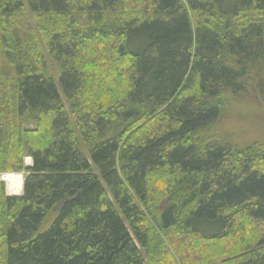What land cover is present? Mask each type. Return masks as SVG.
Instances as JSON below:
<instances>
[{
  "label": "trees",
  "instance_id": "1",
  "mask_svg": "<svg viewBox=\"0 0 264 264\" xmlns=\"http://www.w3.org/2000/svg\"><path fill=\"white\" fill-rule=\"evenodd\" d=\"M246 99L264 0H0V264H264V145L217 129Z\"/></svg>",
  "mask_w": 264,
  "mask_h": 264
},
{
  "label": "rangeland",
  "instance_id": "2",
  "mask_svg": "<svg viewBox=\"0 0 264 264\" xmlns=\"http://www.w3.org/2000/svg\"><path fill=\"white\" fill-rule=\"evenodd\" d=\"M30 15V13H28ZM32 24L34 25V20L30 15ZM47 62V74L54 80V82L59 87V70L57 65L48 57H45ZM59 89V88H58ZM62 95L63 103L66 101L63 97L62 92L59 90ZM236 103H229L226 105L224 117L221 119L219 128V132L225 137L229 136L232 141L240 146H244L247 144L260 143L264 145V108L262 105L252 102L249 99L245 101H240ZM36 124L34 122H30L28 124L29 128H35ZM29 158H26V161ZM25 161V162H26ZM27 166V165H26ZM22 176L24 178L23 173H9ZM1 180H3V175L1 176ZM4 181V180H3ZM6 184V182H5ZM6 193L8 196V187L6 185ZM23 195V192L22 194ZM19 195V196H20ZM216 264H221V261L218 260Z\"/></svg>",
  "mask_w": 264,
  "mask_h": 264
},
{
  "label": "bare ground",
  "instance_id": "3",
  "mask_svg": "<svg viewBox=\"0 0 264 264\" xmlns=\"http://www.w3.org/2000/svg\"><path fill=\"white\" fill-rule=\"evenodd\" d=\"M28 160H30L29 167H32L33 160L31 158ZM3 180L6 182L10 196H19L22 194L24 186V179L22 176L15 174H3Z\"/></svg>",
  "mask_w": 264,
  "mask_h": 264
},
{
  "label": "water",
  "instance_id": "4",
  "mask_svg": "<svg viewBox=\"0 0 264 264\" xmlns=\"http://www.w3.org/2000/svg\"><path fill=\"white\" fill-rule=\"evenodd\" d=\"M26 163H27V166H29L30 165V160H27Z\"/></svg>",
  "mask_w": 264,
  "mask_h": 264
}]
</instances>
